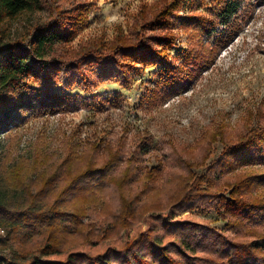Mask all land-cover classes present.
Masks as SVG:
<instances>
[{
	"label": "trees",
	"instance_id": "obj_1",
	"mask_svg": "<svg viewBox=\"0 0 264 264\" xmlns=\"http://www.w3.org/2000/svg\"><path fill=\"white\" fill-rule=\"evenodd\" d=\"M203 1L140 3L126 31L118 28L110 40L89 38L71 47L92 7L89 0H0V133L35 100L71 106L72 99L48 88L57 82L87 88L93 78L129 86L132 71L164 64L176 77L172 91L186 88L242 32L255 8L253 0H211L204 14L196 6ZM24 17L20 28L12 27ZM177 19L189 45L173 64L167 59L178 45ZM199 136L193 146L168 142L166 160L150 168L145 156L151 134L139 130L130 138L90 142L82 151L65 143L59 158L36 152L26 160L0 152V226L7 229L0 249L10 255L0 264H259L264 191L256 188L264 172L232 170L264 163V108L247 109L233 129L212 120ZM214 144L220 151L206 167L217 152ZM208 202L238 234L153 215L145 230L116 239L147 212Z\"/></svg>",
	"mask_w": 264,
	"mask_h": 264
},
{
	"label": "rangeland",
	"instance_id": "obj_2",
	"mask_svg": "<svg viewBox=\"0 0 264 264\" xmlns=\"http://www.w3.org/2000/svg\"><path fill=\"white\" fill-rule=\"evenodd\" d=\"M89 1L92 7L87 20L68 42L71 47L89 38L112 39L118 28L127 30L130 14L140 3L149 5L156 0ZM203 2L205 4L196 3V6L199 4L200 11L209 14L211 9L207 6L213 2ZM252 2L255 3L254 12L243 23L242 32L221 49L214 62L197 74L186 88L176 93L172 91L171 79L176 77L165 71L164 64L132 71L129 86L114 81L98 82L93 78L87 88L76 82L70 87L57 82L48 88L66 95L73 104L69 107L47 106L35 100L31 108L23 111L21 120H15L8 130L0 133V152L26 160L36 152L59 158L64 154L65 143L72 142L82 151L90 142L115 141L139 130L151 134L150 154L145 156V164L150 168L166 160L168 142L193 146L201 130L210 126L212 120H222L230 129L235 128L247 109L264 108V0ZM179 13L183 15L184 11ZM25 20L24 17L14 21L12 27L20 28ZM173 30L178 35V45L170 50L167 61L177 64L183 59L189 37L181 27L180 19ZM25 81L33 89L40 88L32 78ZM214 147L217 152L211 153L206 167L220 151V145L214 144ZM206 167L199 170L205 171ZM247 169L264 172V163L240 165L232 173ZM256 190L264 191V182ZM212 205L208 202L192 207H171L162 213L147 212L140 222L122 230L116 239L125 241L136 231L145 230L153 215H161L166 220H191L225 235L238 234V229H229ZM82 221L86 222L87 218ZM248 225L255 226L254 223ZM261 227H264V220ZM3 251L10 259L8 250ZM259 264H264V260Z\"/></svg>",
	"mask_w": 264,
	"mask_h": 264
},
{
	"label": "built area",
	"instance_id": "obj_3",
	"mask_svg": "<svg viewBox=\"0 0 264 264\" xmlns=\"http://www.w3.org/2000/svg\"><path fill=\"white\" fill-rule=\"evenodd\" d=\"M6 234H7V229L3 226H0V243L5 239L6 237ZM3 250L0 249V262L2 259L6 258V254L4 253L3 254Z\"/></svg>",
	"mask_w": 264,
	"mask_h": 264
}]
</instances>
